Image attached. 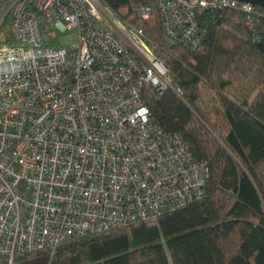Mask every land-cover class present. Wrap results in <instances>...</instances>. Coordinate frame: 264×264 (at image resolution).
Listing matches in <instances>:
<instances>
[{
  "label": "built area",
  "instance_id": "2783aa9c",
  "mask_svg": "<svg viewBox=\"0 0 264 264\" xmlns=\"http://www.w3.org/2000/svg\"><path fill=\"white\" fill-rule=\"evenodd\" d=\"M163 33L197 49L199 18L232 0H156ZM3 10V11H2ZM148 19L151 8L141 9ZM0 257L158 220L201 201L211 177L181 134L152 119L143 93L173 89L143 30L103 0H0ZM249 27L253 22L249 21ZM76 37L75 43L61 44Z\"/></svg>",
  "mask_w": 264,
  "mask_h": 264
},
{
  "label": "trees",
  "instance_id": "16d2710c",
  "mask_svg": "<svg viewBox=\"0 0 264 264\" xmlns=\"http://www.w3.org/2000/svg\"><path fill=\"white\" fill-rule=\"evenodd\" d=\"M103 1L143 30L181 91L147 85L143 96L155 123L209 164L206 196L158 220L69 239L55 253H19L13 264H264V9L236 3L216 21L200 17L202 42L192 49L164 35L156 0ZM0 33L13 41L9 16Z\"/></svg>",
  "mask_w": 264,
  "mask_h": 264
},
{
  "label": "water",
  "instance_id": "95a60500",
  "mask_svg": "<svg viewBox=\"0 0 264 264\" xmlns=\"http://www.w3.org/2000/svg\"><path fill=\"white\" fill-rule=\"evenodd\" d=\"M239 3L250 4L264 9V0H232Z\"/></svg>",
  "mask_w": 264,
  "mask_h": 264
},
{
  "label": "rangeland",
  "instance_id": "374dc122",
  "mask_svg": "<svg viewBox=\"0 0 264 264\" xmlns=\"http://www.w3.org/2000/svg\"><path fill=\"white\" fill-rule=\"evenodd\" d=\"M76 42V37L72 35L70 38H64L61 42L62 46L63 45H68L70 43H75Z\"/></svg>",
  "mask_w": 264,
  "mask_h": 264
}]
</instances>
